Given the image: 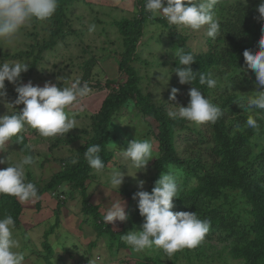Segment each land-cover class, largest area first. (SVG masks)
<instances>
[{
  "label": "trees",
  "instance_id": "1",
  "mask_svg": "<svg viewBox=\"0 0 264 264\" xmlns=\"http://www.w3.org/2000/svg\"><path fill=\"white\" fill-rule=\"evenodd\" d=\"M80 0H58L55 14L47 21L48 37L37 38L28 45L25 50L13 53H1L3 59L20 60L29 65L28 71L16 84L5 81V88L12 85V91L6 92V97L12 102L16 99L15 88L24 81L31 79L33 70L44 59L43 53L51 50L58 41L65 40L69 34L74 33L71 20L67 14L69 7ZM135 15L131 18L114 19L112 24L116 26L119 35L122 36V50L118 54V70L125 74V80L113 88L102 100L99 109L89 114V126L82 130L84 141L68 156L58 159L59 170L52 173L48 179L39 182L32 172H26V181L33 183L38 190L39 199L45 193L56 196V220L46 231L43 242L44 251L30 247V253L41 254L45 264H53V246L47 240L48 234L59 227L58 212L66 200L74 198L75 194L80 197L81 210L84 216L92 218V226L95 230V242H90V248L95 246L102 234H108L111 239H116L119 245L124 246L121 239L125 230L116 234L109 224L104 222V216L98 204H92L89 200V184L92 182L94 169L90 168L84 157L87 147L100 145L101 160L107 165L114 157L111 145V123L116 115L127 103L134 102V108L140 117L151 118L155 121V130L150 131L152 137L157 141L155 158L152 161L154 173L152 175V188L161 174L170 171L176 174L179 186L178 198H175L172 211L195 212L199 219H207L210 222L209 231L203 240L216 239L221 243H228L230 255L233 259L241 260L242 264H264V145L255 150L252 142L256 129L246 125L249 116H253L260 123L259 114L264 110L248 109V96L240 94H228L223 90L215 92L214 101L223 112L214 124H199L192 127L190 121L184 119H171L168 117L164 107L154 103L149 93H144L140 86L141 76L133 65L136 58L137 42L144 34V26L147 23H157L168 30V36L173 48L183 49L185 53H192L195 62L190 65L195 72V80L192 87L198 88L206 97L213 92L206 84L199 83L200 74L206 77L210 70L221 68L222 74H228L230 85L247 81L245 74L249 73L255 78V74L247 69L244 62L243 51L245 49L256 52L259 50L258 41L264 36V20L259 17L257 6L242 4L241 0L234 5H228L225 1L218 0L213 12L221 14L220 35L213 40L206 35L204 44L207 51L195 54L186 45L180 31L175 25H169L167 20L156 17L145 10L146 0H133ZM253 1V2H254ZM96 59L91 57L84 62L83 80L87 83L91 76V69ZM175 68L183 67L178 58L173 62ZM31 76V77H30ZM82 80V81H83ZM81 81V82H82ZM248 82V81H247ZM58 87H67L65 81H56ZM110 82H107L109 85ZM191 87V88H192ZM190 98L188 97L187 103ZM13 114L23 108V105H13ZM154 128V126L152 127ZM187 133L180 138V132ZM36 133L25 125L24 130L18 134L23 137L22 142L16 143L24 155H32L33 150L28 144L26 133ZM34 133V134H35ZM153 133V134H152ZM75 138V137H74ZM60 140V139H57ZM181 142L183 147L178 150L177 144ZM59 141L55 142L58 144ZM3 151H0V160ZM77 161L72 163V161ZM128 199L126 214L132 223L141 222L143 217L139 215L137 200L133 199L135 191L127 188L120 190ZM58 194V195H57ZM36 206L40 207V201ZM244 206H243V205ZM132 206L133 208H131ZM23 203L13 196L0 194V219L11 216L15 222L14 237L21 234V215ZM132 209V210H131ZM54 211V210H53ZM18 229V230H17ZM21 229V230H20ZM24 243V244H23ZM22 242V246H26ZM23 248V247H22ZM21 251L23 252V249ZM184 250V252H183ZM201 244L189 249L184 248L173 255L175 258L179 253H195L199 257ZM26 258V255H25ZM87 262L82 259L76 260L75 264H91L89 256ZM175 259L173 260V264ZM159 257H146V261H138L135 264H159ZM128 264V263H125Z\"/></svg>",
  "mask_w": 264,
  "mask_h": 264
},
{
  "label": "rangeland",
  "instance_id": "2",
  "mask_svg": "<svg viewBox=\"0 0 264 264\" xmlns=\"http://www.w3.org/2000/svg\"><path fill=\"white\" fill-rule=\"evenodd\" d=\"M221 1V0H220ZM228 5H234L238 0H222ZM241 0L242 4L257 5L261 0ZM256 2V3H255ZM133 0H80L75 1L67 12L72 29L75 31L68 37L58 43L49 51L43 53L44 59L33 70L31 79L24 81L32 82L33 85L43 86L45 82L55 83L56 81H65L66 86H71L75 80H83L84 62L91 57L96 59L95 65L91 69V76L87 84L91 89L89 95L78 98V103L66 109L71 117L75 114L76 128L70 130L65 136H56L54 138L41 137L38 131L34 134L26 133L28 144L33 150L34 163L25 166L26 172L30 170L39 182L45 181L49 176L59 170L58 159L68 156L84 141L85 136L82 130L89 126V114L96 112L102 100L113 88L125 80V74L118 70V54L122 50V36L119 35L117 28L112 24L114 19L131 18L135 15V6ZM214 14L215 18L220 20L221 14ZM164 18L163 14L154 15ZM95 25L94 31H89V27ZM181 37L184 38L186 45L195 54L204 53L207 47L204 44L207 33V25L198 31H193L187 27H177ZM47 21H34L31 27L22 29L15 38L14 43L8 44L0 41L1 53H13L19 50H25L28 45L37 38L48 37ZM178 50L173 48L168 30L162 28L157 23H147L144 26V34L137 42L136 58L133 65L137 68L141 76L140 86L144 93L151 95L152 101L168 112L169 110L178 111V106L186 107L189 97V90L192 86L189 84H180L175 74L173 62L177 58L174 54ZM20 62L15 59H3L0 57V63ZM213 78L217 80V86L213 92L206 97L214 101L215 92L221 93L223 90L228 94H240L243 96H253L260 89L256 85L255 78L245 74L243 82L231 86L228 74H222V69L215 68L210 70ZM23 76L21 73L20 78ZM107 82H110L107 85ZM82 83H85L84 80ZM14 87L8 85L5 88L10 92ZM172 88L179 91L175 101L168 99ZM214 93V94H212ZM190 98V97H189ZM13 102L6 96L0 99V116L9 115L14 110L9 104ZM217 103V102H215ZM82 109V110H81ZM259 128L256 129L255 136L252 139L255 150L264 145V114H259ZM192 127L199 125L189 122ZM155 121L151 118L140 117L134 108V102L127 103L116 115L111 123V147L114 150V157L106 165L103 173L93 172L92 182L89 184V200L92 204H98L103 216L107 208L117 199L125 202V212L128 208V199L120 192L122 188L131 191L144 190L151 192L152 175L154 170L151 166L153 159L146 165L145 169H135L130 161H125L117 150L126 149L127 144L132 139L149 140L153 145V153L157 150V141L152 137L150 131L155 130ZM154 126V128H152ZM27 127H29L27 125ZM30 128V127H29ZM32 129V128H30ZM35 129H32L34 131ZM186 131L180 132V138L186 134ZM153 134V133H152ZM75 137V138H74ZM60 139V140H57ZM59 141L58 144L55 142ZM178 150L181 151L183 144L178 142ZM24 155L14 141H10L3 150L0 163V169H5L8 164L18 163L24 158ZM155 156V155H154ZM120 170L125 173L124 182L119 191L115 190L109 180L111 171ZM137 171V172H136ZM136 172V173H135ZM130 175V176H129ZM135 175V177H133ZM144 181L142 189L138 188V182ZM58 195V194H57ZM56 196L45 193L40 197V207L36 206L38 199L22 202L23 211L21 215L22 230L24 229V239L21 234L16 236L24 254L26 255L24 264H45L41 254L30 253V247L44 251L43 242L46 239L44 234L49 231L50 226L56 220ZM58 212L59 227L48 234L47 240L53 246V264H75L76 260L82 259L87 262L89 256L91 264H135L138 261H146V257H159V264H242L241 260L233 259L230 255V245L221 243L216 239L202 240L200 242L202 251L199 257L194 252L188 254L179 253L175 258L169 256L163 250L158 248L146 249L142 253L134 252L123 241L124 246L119 245L116 239H111L108 234H102L97 240L95 246L90 248V242H95V230L92 226V218L89 221L81 210L80 197L75 194L74 198L66 200ZM243 205V204H242ZM244 206V205H243ZM133 208L132 206H130ZM54 210V211H53ZM132 210V209H131ZM116 234L125 227V233L129 231L140 230L142 223H132L129 218L125 222L116 221L109 224ZM20 229V230H21ZM15 230V229H14ZM18 230V229H17ZM15 232H17L15 230ZM124 235V234H122ZM121 235V236H122ZM28 243L22 246V242ZM184 252V250H183Z\"/></svg>",
  "mask_w": 264,
  "mask_h": 264
},
{
  "label": "clouds",
  "instance_id": "3",
  "mask_svg": "<svg viewBox=\"0 0 264 264\" xmlns=\"http://www.w3.org/2000/svg\"><path fill=\"white\" fill-rule=\"evenodd\" d=\"M217 2L218 0H146L145 10L153 15L163 14L169 25L187 27L193 31L207 25V36L215 40L220 35L221 28L213 12ZM57 7L58 0H0V41L14 43L22 29L31 27L34 21L50 20ZM257 11L264 20V0L257 6ZM94 29L95 25L89 27L90 32ZM258 45V51L245 49L242 55L247 69L255 74L256 85L260 89L248 98L247 107L264 110V36L260 38ZM174 55L183 66L174 71L179 83L192 84L196 78L190 67L195 62L193 54L180 49ZM28 67L25 61L0 63V99L6 96L5 81L16 84L21 73L28 71ZM199 83L206 84L209 88L217 86V80L212 73L207 77L200 74ZM15 91L16 99L9 105L13 107L22 104L23 108L13 114L0 116V151L5 150L13 137L17 144L22 142L23 137L18 134L24 130L25 125L37 130L44 138L65 136L76 128L75 114L70 117L66 109L77 104L78 98L89 95L91 89L87 83L77 79L68 87H58L50 82H45L41 87L29 81L20 84ZM178 91L177 88H172L168 99L175 101ZM188 94V105L178 106V111L169 110V118L184 119L199 125L214 124L223 115L222 109L205 97L198 88L192 87ZM246 125L253 129L259 128L253 116L247 118ZM117 151L137 170L145 169L148 162L155 158L153 145L149 140L132 139L126 149ZM100 152L101 147L98 144L87 147L84 152L85 160L96 173H103L106 167ZM0 163L4 161L0 160ZM33 163L34 157L26 155L18 163L8 164L7 168L0 169V194L13 196L21 202L39 199L37 187L26 181L25 166ZM124 176L125 173L120 170L111 171L109 180L115 190L119 191ZM143 185L144 181H139L137 186L142 189ZM178 193L176 174L172 171L161 174L151 192L139 190L134 193L133 199L137 200L143 224L140 230L129 231L121 236L134 252L142 253L155 247L172 256L184 248L197 247L204 239L210 227L207 219H199L195 212L172 211L173 201L178 198ZM127 219L125 202L121 199L112 202L104 215L106 224L125 222ZM14 229L15 222L10 215L0 219V264H24L25 254L13 235Z\"/></svg>",
  "mask_w": 264,
  "mask_h": 264
}]
</instances>
